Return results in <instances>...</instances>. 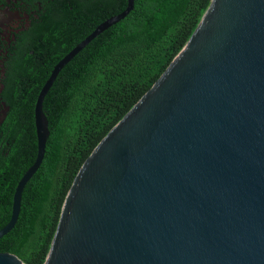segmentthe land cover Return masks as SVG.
Masks as SVG:
<instances>
[{
  "label": "water",
  "instance_id": "obj_1",
  "mask_svg": "<svg viewBox=\"0 0 264 264\" xmlns=\"http://www.w3.org/2000/svg\"><path fill=\"white\" fill-rule=\"evenodd\" d=\"M127 7L53 67L35 103L37 156L50 135L44 100L60 71ZM0 264H26L0 251ZM43 264H264V0H212L173 61L94 148L66 196Z\"/></svg>",
  "mask_w": 264,
  "mask_h": 264
},
{
  "label": "trees",
  "instance_id": "obj_2",
  "mask_svg": "<svg viewBox=\"0 0 264 264\" xmlns=\"http://www.w3.org/2000/svg\"><path fill=\"white\" fill-rule=\"evenodd\" d=\"M211 1L134 0L125 18L93 39L60 71L44 100L50 129L45 156L23 190L15 226L0 238V251L15 253L26 264L45 262L66 196L83 163L164 73ZM107 4L109 13L94 28L123 11L128 0ZM42 86L29 112H34ZM26 107L13 101L14 134H24ZM37 148L13 179H6L7 172L0 174V189L4 187L7 195L13 197L19 179L36 159ZM17 165L22 164L15 153L12 166ZM12 205V201L7 206L0 203V228L11 219Z\"/></svg>",
  "mask_w": 264,
  "mask_h": 264
},
{
  "label": "flooded vegetation",
  "instance_id": "obj_3",
  "mask_svg": "<svg viewBox=\"0 0 264 264\" xmlns=\"http://www.w3.org/2000/svg\"><path fill=\"white\" fill-rule=\"evenodd\" d=\"M107 6V0H0V174L9 173L6 179L37 148L35 114L28 107L44 77L109 13ZM14 100L27 106L24 134L12 133ZM15 153L22 164L16 167ZM13 199L0 189L2 206Z\"/></svg>",
  "mask_w": 264,
  "mask_h": 264
}]
</instances>
